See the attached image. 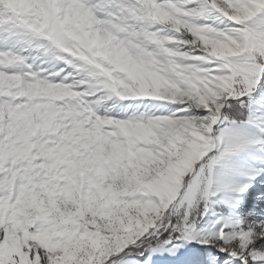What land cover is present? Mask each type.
Masks as SVG:
<instances>
[{
	"label": "snow or ice",
	"instance_id": "6c2138e0",
	"mask_svg": "<svg viewBox=\"0 0 264 264\" xmlns=\"http://www.w3.org/2000/svg\"><path fill=\"white\" fill-rule=\"evenodd\" d=\"M0 264H264V0H0Z\"/></svg>",
	"mask_w": 264,
	"mask_h": 264
}]
</instances>
